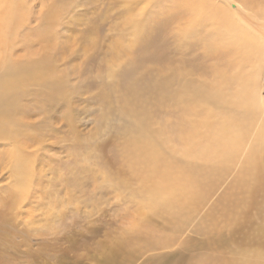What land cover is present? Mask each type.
<instances>
[{
  "label": "rangeland",
  "instance_id": "obj_1",
  "mask_svg": "<svg viewBox=\"0 0 264 264\" xmlns=\"http://www.w3.org/2000/svg\"><path fill=\"white\" fill-rule=\"evenodd\" d=\"M175 1L22 0L4 20L0 264H240L264 241V198L223 199L259 143L264 113L250 114L245 96L264 95V18L239 51L227 17ZM132 88L151 112L139 110L151 115L145 135L166 151L153 153L162 172L192 177L213 146L234 153L216 179L195 175V205L179 221L161 207L169 192L147 203L127 158Z\"/></svg>",
  "mask_w": 264,
  "mask_h": 264
},
{
  "label": "bare ground",
  "instance_id": "obj_2",
  "mask_svg": "<svg viewBox=\"0 0 264 264\" xmlns=\"http://www.w3.org/2000/svg\"><path fill=\"white\" fill-rule=\"evenodd\" d=\"M23 1L26 2V0ZM176 1L178 3L177 6L186 7L187 10L194 8L193 10L199 12L200 15H203V13H210L216 19L220 17L219 15L221 14L223 17H227L229 20L224 22L229 25V29L233 24L234 27L232 30H234L235 46L239 45V51L241 47L247 49V42H245L247 40L246 38H248V35L253 31L252 29H254L251 20L264 18V8L257 7V0ZM232 1H235L238 7L235 11H232L233 13L228 11ZM21 2L22 0H0V27H5V30L0 28V32L4 33L8 31L5 25L7 23H5L4 20L9 22L18 17L17 7ZM240 10H244V15H241ZM230 13L232 14L229 15ZM163 87V83L159 81L155 82L154 92ZM256 89L250 96L249 94L246 95L247 97L245 96V100L248 99L250 103V114H254V111L257 112V110H261L264 113V95H260L259 91ZM125 92L121 109L125 114L127 112L124 111V108L131 111L132 115L136 117V122L129 128L131 131L130 139L132 140V153L127 154V158L131 162L130 165L135 172L137 171L140 177L143 176L141 191L150 194L147 203L150 206H154L158 201H150L151 198L158 200L162 194L169 192L171 195H168L169 197L166 198V200L161 203L162 206H160L166 208L167 212H169L174 219L179 221V218H181L186 211L191 210L195 205V175L197 174V179L200 177L201 181L207 180L209 177H214L216 179L218 175L217 172L223 171L224 173L226 168H228V161L233 157L234 153L225 145L220 144L219 146H213L212 150L209 151V156H207L208 164L206 168H200V170L198 169L194 174L192 162L190 170L192 177L183 176L178 173L162 172L163 170L158 168V161L153 159V153H156V149H162L163 152L166 151L162 147H158L156 141L154 142L149 139L151 136L154 137L153 132L150 130L149 117H151V115L146 113L141 114V111H139L140 109H144L146 112L151 113L145 105L147 104V100H143L142 97H139L140 92L137 88H132L130 91ZM142 102H144V104ZM187 111H190V106H188L185 114L182 116L184 125L181 134L184 136V141H187L185 142V155L193 156L191 129H188L186 132L188 123L186 122L188 121ZM128 114L130 115V113ZM246 127V123L244 122V130ZM224 132L225 130L222 128L219 130V139H222L221 135ZM145 134H147L149 138ZM258 136L259 143L253 146V148L248 149L249 152L239 168L241 170L236 178V182L233 183L232 191L229 190L223 195L224 201L226 197L231 201L237 202L235 204L243 205L248 199L253 202L260 197L264 198V119H262L260 130H258ZM143 141L144 143L142 144ZM208 165H210V167ZM257 214L259 217L264 214V207L260 208ZM241 216L242 212L239 217L244 218ZM244 216L249 219V216L246 214H244ZM238 219L239 218L236 220ZM147 235L152 236L153 234L147 233ZM245 250H249L252 253L240 264H264V241L259 242L253 249Z\"/></svg>",
  "mask_w": 264,
  "mask_h": 264
}]
</instances>
